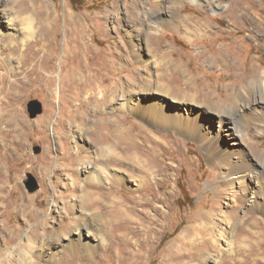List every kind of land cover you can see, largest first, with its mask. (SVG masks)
I'll return each instance as SVG.
<instances>
[{
	"label": "rangeland",
	"instance_id": "374dc122",
	"mask_svg": "<svg viewBox=\"0 0 264 264\" xmlns=\"http://www.w3.org/2000/svg\"><path fill=\"white\" fill-rule=\"evenodd\" d=\"M49 1L54 21L52 34L48 37L52 40L51 49L55 58L46 60V66L52 79L45 77L35 87L22 85L20 82L17 83L22 88L12 87L15 78L2 61L11 52L5 51V44L0 42V131L7 129L8 132H0V141L4 136L10 146L7 153L0 151V166H3L0 187L5 188L0 196V264H60L58 259H50L51 251L47 248L54 242L56 235L52 234L50 239L44 240L39 235L42 231L39 226L44 215L51 213L50 204L55 191L63 199H59V211L50 217L47 231H63L71 235L72 229L69 226L63 229V226L72 225L73 218L79 215V210L73 214H65L63 211L64 205L73 196L69 197L70 193L63 184H58L62 175L65 176L64 172L55 170L58 155L56 143L60 150L62 142L51 136V128L54 126L56 132L61 131L65 136V125H55L61 107L57 94L60 73L65 77L68 75V68H82V65L101 71L104 84H99L100 89L112 88L118 81V87L129 88L128 77L137 82L134 89L138 91L148 88L147 78L152 80L154 90L159 86L158 83L164 85L163 89L158 87L157 91L151 90L155 93L138 97L145 104L155 101L165 104L170 111L168 118L174 120L169 127L159 125L139 110L111 112L107 106L104 107L108 129H114L116 125L121 127L126 140L123 146L128 151L125 158L119 159L116 164H110V168L124 178L123 182H109L103 189L104 193L116 194L128 206L137 210L144 208L142 204L145 202H151L153 206L162 207L166 212V218L161 219L162 226L154 234L156 237L153 235L148 249H143V264H164L166 257L182 246L177 240L190 226V221L213 208L221 211L222 216L216 222L219 230L224 231L230 240V248L222 247L220 242V246L214 249L207 260L195 257L172 264H264V234H261L264 233V190L255 180L247 184V194L242 193L240 185L231 189L222 177L227 170L209 159V149L205 147L211 141L217 150L214 151L215 154L220 152L227 155L231 152L230 149L237 153L236 145H229L234 142L233 138L230 140L225 135L218 137L222 132L216 115L219 109L216 102L220 98L224 102L240 75L247 78L257 68L264 70V0L178 1L179 6H184L182 17L190 24L199 21L200 24L211 27V32L206 33L208 36H196L192 32V41L185 38L181 31H174L167 25H162L154 35L136 37L137 31L130 26L139 27L144 17L155 8L152 0ZM27 2L28 0H6L4 7L12 10L16 5L22 6ZM68 12L83 27H72L68 23ZM68 29H73L71 44L68 43L71 38V35L68 36ZM81 29L84 30L88 45L85 59L78 42H81L78 37ZM133 41L137 45L138 55H129ZM66 53L70 55L67 59ZM61 64H64L62 70ZM193 97L197 100L192 99ZM66 99H63V104L67 105L64 110L74 108L73 103ZM38 106L41 113L32 118L31 112L37 110ZM90 125L93 126V122ZM99 125L101 123L97 124L98 127ZM243 132L246 140L242 149L257 154V159L264 163V126L258 129L250 125ZM97 137V134L92 136L93 142L99 138ZM63 140L67 142V137ZM95 153L98 155L97 149ZM109 156L115 157L112 153ZM233 158L237 159L236 156ZM44 161H49V164ZM66 162L72 165V160ZM63 163L61 160L60 164ZM145 165H152L153 176L142 171ZM42 166H48L46 176H42ZM29 175L39 184V189L35 192H30L27 188ZM139 176L148 182L143 184V188H139L136 182V177ZM220 190L222 192L218 193ZM228 190L236 191V196L233 198L228 195ZM75 192L73 195H80L79 189ZM31 200H34V207L24 211L21 205ZM145 210L148 214L154 213L151 207H146ZM62 217L67 218L62 220ZM250 217L261 224L254 226L252 220L249 221ZM225 219H229L234 226L228 225ZM61 220L65 222L62 229L59 224ZM128 232L126 228L117 227L112 234L126 236ZM28 236L34 240L32 250L25 248ZM66 242L67 240L62 239L60 249L57 250H61ZM137 248L136 246L135 250ZM119 250V254L124 256L130 252L129 247ZM9 252L11 259L8 261L6 257ZM99 253L101 258L96 262L77 258L72 254L69 257H73L72 264H111L113 255H103L104 251ZM27 254L30 258L24 260Z\"/></svg>",
	"mask_w": 264,
	"mask_h": 264
},
{
	"label": "bare ground",
	"instance_id": "6f19581e",
	"mask_svg": "<svg viewBox=\"0 0 264 264\" xmlns=\"http://www.w3.org/2000/svg\"><path fill=\"white\" fill-rule=\"evenodd\" d=\"M178 1L181 0H152V4L155 8H152L153 10L144 17L139 27L135 28L136 26L134 25L130 26L137 31L136 37L143 38L145 36L154 35L162 25H167L174 31H181L183 36L189 41L193 40L191 37L192 32H194L196 36H208L206 33L211 32V27L207 24H200L199 21L191 23L192 26L185 17H182L181 13L184 6H179ZM189 1L197 2V0ZM5 2L6 0H0V42L1 44H5V51L10 50L11 53L2 61L10 68L11 74H9L15 78L14 82L11 84L12 87L15 88V86H19L22 88V85L35 87L37 84L40 85L39 83H42L45 77L49 80L52 75H50L46 66V60H54L55 58V53L51 49L52 40L48 37L52 34V22L54 21L51 2L49 0H28V2L22 6H20V4L16 5L12 10L5 9ZM213 10L217 11L216 9ZM67 19L72 27L77 25L83 27L82 24H78L79 21L76 20L74 15L70 12L67 13ZM74 22L75 24H73ZM72 31L73 29H68V36L70 37L71 35V38L68 40L70 44L73 40ZM79 31L78 37L81 39V42H78L80 44V49H83V51H81L82 57L85 59L87 57L86 51L88 50V45L84 30L81 29ZM130 45L129 55L130 53L138 55V53H136L137 45L134 44V41L131 42ZM68 49L70 50V48ZM69 56V53H66L65 59L69 58ZM82 66V68L79 66L68 68V75L65 77L60 73L59 90L57 94L59 99L58 102L61 107L57 117L58 122L55 125H65V136L61 131L56 132L54 126L51 128V136L54 139H61L62 142L60 150L58 148V143H56L58 155L55 170L64 172L65 176L62 175L63 177L59 179L58 184H63L66 191L70 193L69 197L70 195L73 196L70 202H66L63 211L65 214H73L75 211L79 210V215L73 218L74 222L72 225L66 224L63 226V229L68 226L72 229L71 235L63 231H58L56 233L47 231L46 226L48 221L50 217H52V214L54 215V212L59 211V199H63V197L55 191L52 195L50 204L51 213L47 216L44 215L43 221L40 222L39 230L42 229V231L39 235H42L44 240L50 239V235L52 234L56 235L54 237V242L47 246V248L51 251V253L49 252L51 256L50 259H58L60 264H72L73 262L71 259L73 257L71 256L72 258L70 259V254L77 258H85L89 261L96 262L101 258L100 251H104L103 255H113L111 264H143V259L145 257L143 253L145 250L143 251V249H148V246L151 244V238L158 231V228L162 226L161 219L166 218V212L162 207L153 206L151 202H145L142 204L144 208L141 207V209L137 210L128 206L126 201L116 196V194L104 193L103 189L106 184L123 182L124 178L118 175V172H114V169L112 170L110 168V164H116L119 159L125 158V155L128 154V151L123 146V142L126 141L125 133L123 134L121 132V127L119 125H116L114 129H108L107 120L104 116V112L106 113L104 107L107 106L111 112H133L139 110L144 116L158 122V124L163 127H169L171 125L170 122L174 120L168 118V113H170V111L165 104L163 105L158 101L145 104L140 100L141 97H138L139 95L155 93L151 91L153 85L150 78H147V90L143 89V91L134 89L138 84L136 81L131 80L130 77H128L129 88H122L123 86L118 87V85H120L118 81L114 83V87L112 88L100 89L101 87H99V84H104V78L100 76L101 71L99 69L93 70L89 68V66ZM63 67L64 64H61V70ZM4 76L6 77L7 75ZM33 76L35 77L33 78ZM237 79V84L233 86L232 91L228 93L224 102L221 98L216 102L219 108L216 115L219 119V126L221 127L220 132H222L218 137L225 135L229 137L230 140L233 138L234 142L229 145L232 147L236 145L235 150L237 153L230 149L231 152L227 155L220 152H218L219 154L216 153V155L214 153L216 149H214L211 141H208L205 147L209 149V159L216 164H220L219 166L227 170L222 174V177L229 183L230 188L232 189L240 185L241 187H239L242 188V193L247 194V184L251 183L252 180H255L257 184L260 185L261 189L264 190V163L257 159V154L254 155L252 151L242 149V144L246 140V136L243 132L244 128L254 125L258 129H261V127L264 126V70L257 68L249 77L244 78L240 75ZM17 82H20V84L22 83V85H19ZM158 85L160 89L164 88V85L161 83H158ZM158 87L156 90H153L157 91V89H159ZM68 92L72 93L68 94ZM67 97H69V99H66ZM63 99H66V101L70 100L74 108L64 110V107L67 105L65 103L63 104ZM192 99L197 100L196 97ZM223 109L228 111H223ZM90 122H93V126L90 125ZM100 123L101 125L98 127L97 124ZM119 124L121 123L119 122ZM21 130L22 129H20V131ZM99 130H101V132H99ZM0 132L4 134L7 132V129L4 131L1 130ZM94 134H97L99 138L97 137L98 139L93 142L92 136ZM66 137L67 142H64L63 138L66 139ZM19 140L22 143V139L20 138ZM9 148L10 146H8L7 139L3 136L0 141V151L3 150L7 153ZM96 149L98 155L95 153ZM110 153L114 154L115 157L111 158L109 156ZM232 156H236L237 159L233 160L234 158ZM69 159L72 160L71 166L66 162ZM132 159L134 160L135 158ZM61 160L64 162L63 164H60ZM44 162L49 164V161ZM258 167L259 169H256ZM40 170L42 176H46L48 166H42ZM142 171L148 175H154L152 165H145ZM2 172L3 166H0V173ZM136 182H138L139 188L142 187L143 184L146 185L148 183L145 181L144 177L141 176L136 177ZM78 189L80 195H73ZM254 190H252V192ZM4 192L5 188L0 187V196H2L1 194ZM217 192L219 193L222 191L220 190ZM235 192L228 190L227 193L234 198L236 196ZM158 193L159 192H157V194ZM252 196L254 195L252 194ZM34 200L21 205L23 207L22 209L24 211L32 209L34 207L32 205ZM100 205L104 208H101ZM146 207L153 208L154 213L148 214L145 210ZM221 216V211L217 208H213L209 212L200 214L197 219L190 221V226L184 230L177 240V242L182 243V246L179 247L180 249L174 252L172 251L164 260V264H172L175 261L193 259L195 257L207 260L212 256L214 249L220 246V242L222 243V247L225 246L230 248V240L225 236L224 231L219 230L217 224ZM67 217H70V215ZM67 217H62V220ZM252 218L253 217H250L249 221H251ZM62 220L59 223L61 224V229L62 225L65 223ZM249 221L247 220V222ZM225 222L232 227L234 226L229 219H225ZM251 223L258 227L260 222H258V220L254 221L253 219ZM108 225L110 227H108ZM235 226L237 227V225ZM117 227L126 228L129 230L128 234L126 236L113 235L112 232H114ZM252 231L250 233H252ZM261 234L263 235L264 233L262 232ZM154 237H156V235H154ZM33 238L34 240L37 239L35 235ZM62 239L67 240V242L64 246H61V250H57L60 249L59 247ZM34 240L28 236L27 240H25V248L27 247L32 250L33 247L31 248V245H33ZM136 246L138 247L137 250H135ZM126 247H129L130 250L128 255L124 256L119 254L121 251L119 249ZM181 248L183 250H181ZM57 251L59 252L56 253ZM28 254L26 257L24 255V260L29 257ZM58 256L59 258H57ZM6 259H8V261L11 259V252L7 254ZM3 262H5V260Z\"/></svg>",
	"mask_w": 264,
	"mask_h": 264
},
{
	"label": "water",
	"instance_id": "95a60500",
	"mask_svg": "<svg viewBox=\"0 0 264 264\" xmlns=\"http://www.w3.org/2000/svg\"><path fill=\"white\" fill-rule=\"evenodd\" d=\"M39 113H41V108L38 106V109L31 112V117L35 118ZM27 188L30 192H35L39 189V184L36 182L32 175H29V181L26 182Z\"/></svg>",
	"mask_w": 264,
	"mask_h": 264
}]
</instances>
